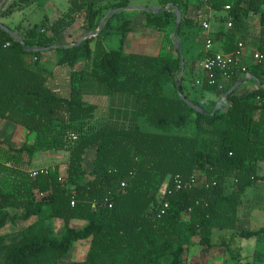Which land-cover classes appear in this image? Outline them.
I'll use <instances>...</instances> for the list:
<instances>
[{
	"label": "trees",
	"instance_id": "obj_1",
	"mask_svg": "<svg viewBox=\"0 0 264 264\" xmlns=\"http://www.w3.org/2000/svg\"><path fill=\"white\" fill-rule=\"evenodd\" d=\"M35 1L13 0L0 17ZM159 1L161 8L170 4L180 11L175 31L179 41L185 27L199 25L187 16L188 0ZM97 2L72 0L52 22L44 16L24 31L10 29L26 48L58 46L48 51H25L14 35L0 29V121L34 135L32 143L18 147L0 135V230L8 223L35 218L25 228L0 234V264H208V253L215 246L213 230L230 232L228 242L220 243L228 251L238 239L262 240L264 227L238 230L237 222L244 193L264 180L257 168L264 154L258 118L264 112V66L254 64L246 71L260 87L242 94L232 91L210 115L240 78L232 74L227 85L218 88L208 84L203 74L199 97L202 100L207 93L215 99L207 103L190 99L183 82L194 62L183 56L180 90L207 112L203 114L177 94L180 56L172 39L156 56L106 50L105 34L118 31L123 42L130 31L127 20L115 28L110 25L115 13L98 35L78 45L58 41L78 17L83 18L85 32L95 31L105 15ZM207 4L215 12L230 6L232 26L217 33L228 53L238 48L240 27L250 15L259 14L255 48L264 53V0H208ZM126 5L115 0L103 9ZM145 14L147 26L173 31L176 17L171 10ZM226 19L219 15L217 22ZM46 52L55 57L51 69L41 62ZM79 60L86 68L76 69ZM215 75L221 80L219 70ZM100 94L112 99L109 111L120 113V119L92 124L98 107L86 98ZM138 118L158 132L142 131ZM181 126L192 135L175 134ZM42 150L68 154L65 175H60L57 164L33 169L37 174L31 176L30 164ZM90 150L91 168H86ZM54 220L62 223L59 232ZM74 220L84 225L73 227ZM84 240H89V247L83 260L60 262L76 242ZM194 245L198 254L187 261ZM254 261L261 262L262 254L256 252Z\"/></svg>",
	"mask_w": 264,
	"mask_h": 264
},
{
	"label": "crops",
	"instance_id": "obj_2",
	"mask_svg": "<svg viewBox=\"0 0 264 264\" xmlns=\"http://www.w3.org/2000/svg\"><path fill=\"white\" fill-rule=\"evenodd\" d=\"M12 1L13 0H0V12L4 11L6 9V7ZM61 1L66 3L65 9H61L59 5L56 6V4L53 3L54 2L53 0H50L48 2H45L44 0H36L32 4L37 5L38 8L41 7L45 11L43 18H44V16H47L49 21L52 22L53 20L60 17L63 13H65L70 6L71 1H66V0H61ZM110 1L114 2L115 0H110ZM124 1H126L127 5L121 11L124 10V20L128 21V27L130 29V31L126 35L125 41L126 40L130 41L133 38V36L135 35L134 34L135 33L134 32V27H135L134 25L136 23H141V26H143V21L139 20L143 17V15L142 14L140 15L139 13L145 14V12H147V11L141 10L140 8H145V7L161 8V5H160L159 0H153L154 3L145 2V0H124ZM207 1L208 0H188L187 16L191 19H196L199 21V25L197 27H191V28L185 27L183 30L184 34H183L182 38L180 39V43L182 42L181 46H182L183 56L186 58V60L188 62H194V64L192 66L188 65V67L186 69L187 79L189 81L192 79H194V81H196V79H199L204 74L202 71L201 65H202V62H203L205 55H206V51H205V47H204L206 36H209L212 39V48H211L212 52L228 53L226 51V45H225L224 39L223 38H217V33L220 30L226 31V29H228V26H227L228 20L227 19L224 20L222 23L217 22V17L219 15L225 17L226 13L224 10H222L221 12H215L207 4ZM100 3H101L100 1L97 2L98 7H101ZM32 4L26 8H29L30 6H32ZM26 8H24V9H26ZM24 9H21V10H24ZM261 9L264 10V5L261 6ZM21 10H15L8 16L0 17V23L5 25L9 29H12L15 31L22 30L23 28L27 29V28L32 27L34 24H37V23H34L33 25H31V24H29V22H27L26 23L27 25L25 27H22L20 25H15V22H13L14 24L11 27L4 24V21L6 19L11 18L15 12L21 11ZM121 11H119V12H121ZM133 15H137V16H133ZM145 16H146V14H145ZM258 16H259V14L250 15L249 18L243 24V26L240 27L239 35L235 39V41L238 44L241 43L243 45L240 60H241V64L243 66H246V68H249V66L254 65L255 56L257 53H259L255 48L256 36H257L258 30H259V27L257 24L258 23ZM43 18H42V20H43ZM82 19H83L82 17H78V21L72 25L73 27L70 26L69 28H67V30L64 33H62L60 36H58V41L61 43L65 42L64 44H70L71 42H75V41L77 42L78 40L83 38L87 32H85V30L82 27V23H83ZM41 21H39L38 23H40ZM203 23L209 24V30L208 31L203 29V27H202ZM155 29L147 28L146 31L141 34L142 37L140 39V42L142 43L145 40L144 38H150V40L158 38L155 42L156 44H154L153 50H151L150 52H148L146 49H144L145 51H142V52H138L135 50H132L129 52L147 54V55H151V56H156V55L160 54V50L162 48L161 43L163 40L162 38H163L164 33H163V31H158ZM169 39H171L170 36H169ZM165 45L167 46L168 44L165 43ZM168 48H169V46H168ZM79 61H81V60H79ZM76 69L80 70L78 68H76ZM249 75H250L249 73H245L243 75L240 74L239 72L236 73L237 78H240L238 82H241L233 90V91H235L236 94H242V93H245L247 91H253V90L257 89L258 87H260V83L258 81H256L252 75H250L251 77ZM243 77H245V79L243 81H241ZM220 81H221L222 87H224L227 85L229 79L228 80L227 79H221ZM248 81L250 82V87L247 86L248 84H246ZM185 85H186L185 89H188V82H186ZM251 85H253V87H251ZM187 92H188V90H187ZM198 92H199V90H198ZM63 95H64V91H63ZM207 95H210V94L204 93V96L206 98H209ZM64 96H66V95H64ZM213 99H215V98L212 96V98H210V100H213ZM258 118L261 120V129H262L263 135H264V112H262L258 116ZM23 131L24 132L21 131V133H25L26 138L32 137V142H33L34 135H27V133L24 129H23ZM20 145H17L14 147H18ZM11 146H13V145H11ZM91 151L92 150H90L89 152L91 153ZM46 152H50V151H46ZM88 153H87V155H88ZM49 155H51V154H49ZM64 155L65 154H60V156H62V157ZM53 156L55 157L53 159L54 162L47 164V165H44V166H40V167H30L29 170H33L36 168H46V167L54 166L57 164L59 165L61 163V165H59V173L61 176L65 175V169H66L65 159H68V157L62 158L63 160L61 161V159H59L58 154L53 155ZM92 158H93V154L90 158V168H91ZM257 168H258V174L260 176L264 177V154H263V158L257 161ZM248 192H250V194H252V197L249 196L250 197V198L248 197L249 200H246L247 198H245V195ZM34 220H35V218H31L28 221H23V222H25V224L24 225L20 224V227L22 226L20 229L25 228L27 225L32 223ZM57 221H59V220H54V223ZM78 223L81 226L84 225V222L78 221V220L72 221L71 225L73 226L74 224H78ZM261 227H264V180L257 182L253 187L247 189L246 192L244 193L243 204L239 208L238 222H237V229L238 230H257ZM16 230H19V228ZM237 241H238V247L236 249H237L238 255H236L237 256L236 260L239 261L238 264L241 262L240 261L241 258L244 259L243 253H247L245 256L246 259L247 258L252 259L253 262H251L249 264H263L264 252L260 250L261 249L260 246L264 243V238L262 240H259V241L256 239H250V240H241V239L239 240L238 239ZM88 247H89V243H88ZM256 252H259L262 254V261L261 262H255L254 261V257H255ZM208 255H210V253H208Z\"/></svg>",
	"mask_w": 264,
	"mask_h": 264
},
{
	"label": "rangeland",
	"instance_id": "obj_3",
	"mask_svg": "<svg viewBox=\"0 0 264 264\" xmlns=\"http://www.w3.org/2000/svg\"><path fill=\"white\" fill-rule=\"evenodd\" d=\"M54 4H56V6H60L61 9H65L66 7V3H64L61 0H53ZM101 3V9L103 10L104 14H107L108 12L112 11H105L104 6L105 5H109L110 3H112L110 0H98ZM120 1V0H118ZM145 2H149V3H154L153 0H145ZM114 10V9H113ZM45 11L40 7L38 8L37 5L32 4V6H30L29 8H26L24 10L21 11H17L15 12L11 18L6 19L4 21V24L8 25V26H12L15 22V25H20L22 27H25L27 24V22H29V24L33 25L34 23H38L39 21L42 20L43 15H44ZM140 15L142 14L143 17L141 19H139L140 21H143V26H141V23H136L134 26V36L133 38L129 41H123L121 42V34L118 31H113L110 32L109 34H105L103 36L102 42H103V47L106 50H117L119 48L122 49V51L124 52H129L132 50L138 51V52H142L145 51L144 49H146L148 52H150L151 50H153L154 48V44H156V39L150 40V38H144L145 40L141 43L140 39H141V34L143 32L146 31L147 28L149 29H155L153 26H147L146 25V16L143 13H139ZM133 16H137V15H133ZM103 18V17H102ZM124 20V10L121 11V13L117 12V16L115 18H113L110 21V25L112 27H116L119 24H121ZM138 20V21H139ZM139 21V22H140ZM73 27V26H72ZM26 28H23L22 30L24 31ZM71 29V28H70ZM103 29V28H102ZM157 30V29H155ZM159 31V30H158ZM164 35H163V40L161 43V51H163V49L165 48V43L167 42L169 36L171 35V29H167L165 31H163ZM165 38V39H164ZM174 38L176 40L179 41V39L177 37ZM61 41V40H60ZM63 44L65 42H62ZM42 65L44 67H47L49 69L54 67V62H55V57L53 55V53L50 52H46L41 59ZM87 64L81 60L78 61L76 64V68L78 69H82V68H86ZM183 76V75H182ZM184 80L183 85H184V89L186 88L185 83L188 82V89H185V92H189L188 97L190 99H198L201 102L207 103L209 102L210 98H212L211 95H207L209 98H206L205 96L203 97V99H200V95L198 92V85L195 84L194 79L192 80ZM246 84H248L247 86L250 87V82L248 81ZM252 84V83H251ZM246 86V85H245ZM251 87H253V85H251ZM187 92V93H188ZM67 91H64V95L67 96ZM87 101L89 103H94L97 105V110H96V114H95V118L92 121V124L95 125H101L103 124L105 121L107 120H114V119H120L121 115L120 113H114L112 114L109 111L110 105L112 104V99L110 97H107L105 95H93L90 97L86 98ZM114 108H117L118 104H114L113 105ZM139 127L142 131H147V132H151V133H156L158 132V130L150 125H148L146 123V121L143 118H138L137 120ZM24 132L23 129L9 121L6 120H2L0 121V135L3 138V140H5L6 142H8L9 144L13 145V146H17L22 144L24 141H27L29 143L32 142V137L26 138L25 133H21ZM175 134L177 135H192V132L190 129H185L184 126H181L179 129H177L175 132ZM51 154V155H49ZM59 155V159H61V161L63 160L62 158H67L68 155L66 152L64 151H50V152H46V151H40L38 153L35 154L33 161L30 164V167H40V166H44L47 164H50L52 162H54V156L53 155ZM60 154H65L63 157L60 156ZM93 154V151H91V153L89 152L87 157H86V162H85V167L86 168H90V158ZM49 156V157H48ZM67 161V159H65V162ZM61 165V163L59 164ZM163 192L160 191L159 195H161V193ZM252 197V194H250V192H248L245 195V198H247L246 200H249L250 197ZM249 197V198H248ZM20 224L24 225L25 222L21 221V220H17L15 224H11L8 223L5 225V227H3L0 230V234H4L7 232H11L14 231L16 229H20ZM61 225L62 223L60 221H57L54 223V226L57 230V232L60 231L61 229ZM73 227H81V225L78 224H74ZM230 236V233L228 231L225 230H213V243L215 244V247L212 248V250L209 252L210 255H208L207 257V262L208 264H238V260L236 259V255H238L237 253V247H238V241L235 240L231 243L230 245V251H228L226 248H224L223 246H220L221 242H228V238ZM88 240H84V241H79L76 242L73 246V248L69 251V253L60 260L61 263H73L76 261H81L84 259L86 252L88 250ZM261 247V251L264 252V243L260 246ZM254 249V248H253ZM198 250L199 247L198 245H194L193 247H191L189 249V252L187 253L186 256V260L190 261L193 260L192 258L196 257L198 254ZM247 253H243L244 259L241 258L240 259V263L239 264H249L252 261L251 258H245ZM242 256V257H243ZM264 264V262H263Z\"/></svg>",
	"mask_w": 264,
	"mask_h": 264
},
{
	"label": "built area",
	"instance_id": "obj_4",
	"mask_svg": "<svg viewBox=\"0 0 264 264\" xmlns=\"http://www.w3.org/2000/svg\"><path fill=\"white\" fill-rule=\"evenodd\" d=\"M45 2H48L50 0H44ZM66 1H72V0H66ZM78 2L84 1V0H76ZM226 16H227V26L230 28L232 26L231 17L229 15L230 12V6L227 5L224 9ZM202 27L204 30H209V24L203 23ZM206 55L202 62L201 68L203 73L205 74V79L210 85H217L218 88H222L221 81L216 79L215 70H219L221 72V79H229L232 74L240 73L245 74L247 71L246 66H243L242 64L239 65L240 57L242 54L243 45L241 43L238 44V48L235 53H222V52H212V39L209 36H206L205 43H204ZM254 64H259L264 66V53H257L255 56ZM239 68V71L237 70ZM196 85L201 84L200 79H196L195 81ZM71 140H75L76 137L71 134L70 135ZM31 176H35L37 174L36 170L30 171ZM196 182V177L191 181V185ZM177 188H180V184L178 183ZM71 205H74V202H71ZM167 204L163 205V208H166ZM160 212H163V209L160 210Z\"/></svg>",
	"mask_w": 264,
	"mask_h": 264
},
{
	"label": "water",
	"instance_id": "obj_5",
	"mask_svg": "<svg viewBox=\"0 0 264 264\" xmlns=\"http://www.w3.org/2000/svg\"><path fill=\"white\" fill-rule=\"evenodd\" d=\"M3 3V2H2ZM1 3V4H2ZM123 8H117V9H114L110 12H108L107 14H105L103 16V18L100 20L99 24H98V27L97 29L94 31V32H90V33H86L85 36L83 38H81L80 40H78L74 45H78L80 44L82 41L88 39V38H91V37H94L96 35L99 34V32L102 30L103 26H104V23L105 21L110 17L112 16L113 14L121 11ZM141 10H144V11H147V12H152V13H161V12H164V11H167V10H171L172 12H174L175 14V24H174V28H173V31L170 35L171 39H172V43L174 44V46L176 47V49L178 50V53H179V56H180V77L176 80L175 82V86H176V91H177V94L179 95V97L185 101L189 106H191L193 109L203 113V114H207V112H205L204 110H202L201 108H199L198 106H196L195 104H193L191 101H189L188 99H186L184 97V95L182 94L181 90H180V85H181V76L183 75V72H184V58H183V52H182V46H181V43L180 41L176 40L174 38V35H175V31L177 30V28L179 27L180 25V22H181V14H180V11L174 6V5H167L166 7L164 8H150V7H145V8H140ZM0 29L8 32V33H11L12 35H14L17 40L19 41L20 45L24 48L25 51H28V52H36V51H48L50 50L51 48H55V47H58V46H53V47H48V48H26L25 45H24V42L23 40L20 38V36L15 33V32H12L10 29H8L6 26H4L3 24L0 23ZM250 76V75H249ZM251 77V76H250ZM245 79V77L242 78L241 81H243ZM241 82H237L224 96L222 99H220L213 112L210 113V115H212L215 111H217L221 104L223 103L224 99L227 97V95H229Z\"/></svg>",
	"mask_w": 264,
	"mask_h": 264
}]
</instances>
